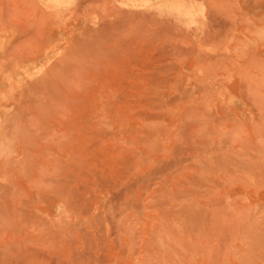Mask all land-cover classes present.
I'll list each match as a JSON object with an SVG mask.
<instances>
[{
	"label": "rangeland",
	"instance_id": "rangeland-1",
	"mask_svg": "<svg viewBox=\"0 0 264 264\" xmlns=\"http://www.w3.org/2000/svg\"><path fill=\"white\" fill-rule=\"evenodd\" d=\"M0 264H264V0H0Z\"/></svg>",
	"mask_w": 264,
	"mask_h": 264
}]
</instances>
